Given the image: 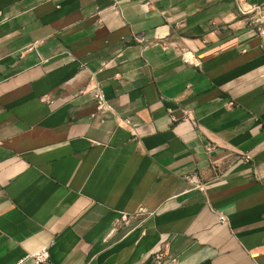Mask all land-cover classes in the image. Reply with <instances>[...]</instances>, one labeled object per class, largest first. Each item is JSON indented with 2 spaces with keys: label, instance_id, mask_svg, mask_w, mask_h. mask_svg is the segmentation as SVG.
Instances as JSON below:
<instances>
[{
  "label": "crops",
  "instance_id": "1",
  "mask_svg": "<svg viewBox=\"0 0 264 264\" xmlns=\"http://www.w3.org/2000/svg\"><path fill=\"white\" fill-rule=\"evenodd\" d=\"M238 3L264 10L0 0V264H264V35Z\"/></svg>",
  "mask_w": 264,
  "mask_h": 264
},
{
  "label": "built area",
  "instance_id": "2",
  "mask_svg": "<svg viewBox=\"0 0 264 264\" xmlns=\"http://www.w3.org/2000/svg\"><path fill=\"white\" fill-rule=\"evenodd\" d=\"M237 11L240 15L244 16L250 24H252L253 29L259 35H264V10L263 7L259 4H246L237 5ZM141 42V39H139ZM91 96L96 102V108L98 110H103L106 108L105 98L102 92V89L99 86H94L90 91ZM245 159L249 157L247 155L244 156ZM143 210H139L137 216L143 214ZM131 217L123 214L120 216L121 222H127ZM218 218L220 221L224 220V216L219 214ZM161 254H155V258L158 260L160 259ZM31 259L33 264H46L47 262V251L46 249H40L36 253L31 255Z\"/></svg>",
  "mask_w": 264,
  "mask_h": 264
}]
</instances>
